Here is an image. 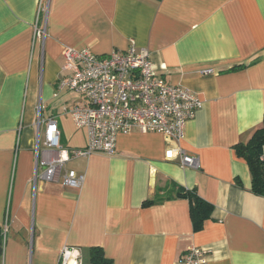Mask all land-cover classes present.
I'll return each mask as SVG.
<instances>
[{
	"label": "crops",
	"instance_id": "0c3cea01",
	"mask_svg": "<svg viewBox=\"0 0 264 264\" xmlns=\"http://www.w3.org/2000/svg\"><path fill=\"white\" fill-rule=\"evenodd\" d=\"M39 1L0 0V264H59L66 245L81 249L83 264L93 247L114 264H180L191 246L207 251L208 264H264V196L251 191L235 150L264 119V0H49L47 16ZM45 17L43 47L34 33ZM132 44L202 101L177 143L199 166L167 160L175 142L135 128L118 135L113 155L65 163L62 174H85L81 188L62 175L34 184L37 157L59 153L44 145L43 123L37 154L40 114L57 119L67 149L88 144L68 113L83 96L59 89L64 47L106 56ZM179 187L214 206L200 231Z\"/></svg>",
	"mask_w": 264,
	"mask_h": 264
},
{
	"label": "built area",
	"instance_id": "2783aa9c",
	"mask_svg": "<svg viewBox=\"0 0 264 264\" xmlns=\"http://www.w3.org/2000/svg\"><path fill=\"white\" fill-rule=\"evenodd\" d=\"M49 0L39 1V13L47 16ZM47 17L35 22V39L44 47L47 37ZM65 75L59 79V89L80 93L83 100L68 113L75 125L85 128L88 144L84 148L67 149L61 141L58 121L54 117L46 120L39 115L36 151H40V129L47 124L44 145L58 149L56 157L40 161L37 157L34 184L38 181H57L62 175L66 186L81 188L85 174L67 170L62 174L65 163L73 158L89 157L95 153L113 155L117 137L133 129L141 132H158L171 138L165 158L177 160L183 167L199 166L198 159L177 145L185 137V126L201 108L202 101L189 89L168 82L160 74L148 50H136L132 44L126 52L113 50L106 56L92 53L88 48L65 46L63 49ZM213 68L202 70L213 73ZM42 166V170L39 167ZM180 264H208L206 250L191 246L180 258ZM59 264H83L81 249L66 245L59 257Z\"/></svg>",
	"mask_w": 264,
	"mask_h": 264
},
{
	"label": "trees",
	"instance_id": "16d2710c",
	"mask_svg": "<svg viewBox=\"0 0 264 264\" xmlns=\"http://www.w3.org/2000/svg\"><path fill=\"white\" fill-rule=\"evenodd\" d=\"M236 153L243 158L250 169L252 177L251 191L260 196H264V119L251 138L247 142H240L235 145ZM177 196L187 198L190 204V215L195 231L203 229L205 221L210 218L213 211V204L199 196L195 190H187L179 187ZM163 198L157 197L144 202L150 205L162 201ZM4 233L0 226V247L3 245ZM90 261L92 264H114L111 258L105 256L100 247H93L90 250Z\"/></svg>",
	"mask_w": 264,
	"mask_h": 264
}]
</instances>
